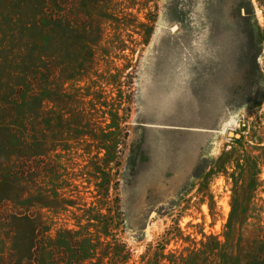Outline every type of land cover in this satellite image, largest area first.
<instances>
[{"label":"rangeland","instance_id":"obj_1","mask_svg":"<svg viewBox=\"0 0 264 264\" xmlns=\"http://www.w3.org/2000/svg\"><path fill=\"white\" fill-rule=\"evenodd\" d=\"M263 116L264 0H0V264H264Z\"/></svg>","mask_w":264,"mask_h":264},{"label":"trees","instance_id":"obj_2","mask_svg":"<svg viewBox=\"0 0 264 264\" xmlns=\"http://www.w3.org/2000/svg\"><path fill=\"white\" fill-rule=\"evenodd\" d=\"M35 1L36 2H42L43 0H35ZM56 2H57V0H56ZM37 23H38V21L34 20L33 24L37 25ZM27 62L32 63L31 61H24L22 63V70L24 71V73L30 72L33 69V66H25L27 64ZM42 79H43V76L37 77V74L34 73V81L35 82L33 84V88L34 87L35 88H34V92L32 94V101L34 99L35 103H37V104H40V103L44 102V100H47L46 99V95L47 94H45V90L44 89H41V85H40L41 82H42ZM25 87L26 88L24 90L22 89V96L24 95L25 92L28 91L27 86H25ZM21 104H22V98H21V100H20V102L18 104L19 105V109L21 107ZM19 109H17L19 111L18 113L21 114ZM21 123H22L21 119H19L18 120V129H17L18 133H19V130H20V124ZM33 123H34V121H33ZM9 129L10 128H8L7 130L9 131ZM21 149H22V153L19 151L20 157H22V155L25 154V147L24 148L22 147ZM210 253H212V252H210ZM201 256H207L206 251H205L204 248H202V250H196V251H193V252L189 253V255L187 257H183L182 254H179L178 256H174V255L167 256V261H168V264H186V263L190 264V263H195L196 262L195 260H198V258H200Z\"/></svg>","mask_w":264,"mask_h":264},{"label":"built area","instance_id":"obj_3","mask_svg":"<svg viewBox=\"0 0 264 264\" xmlns=\"http://www.w3.org/2000/svg\"><path fill=\"white\" fill-rule=\"evenodd\" d=\"M263 119H264V116H263Z\"/></svg>","mask_w":264,"mask_h":264}]
</instances>
